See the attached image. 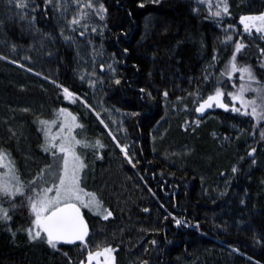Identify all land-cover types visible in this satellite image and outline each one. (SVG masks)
I'll list each match as a JSON object with an SVG mask.
<instances>
[{
    "label": "trees",
    "instance_id": "1",
    "mask_svg": "<svg viewBox=\"0 0 264 264\" xmlns=\"http://www.w3.org/2000/svg\"><path fill=\"white\" fill-rule=\"evenodd\" d=\"M95 3L104 4L106 20L88 41L118 62L115 78L121 80L120 85L113 83V78L106 80L101 86L102 99L127 115L139 113L129 115L125 124L134 143V162L129 165L119 153L110 154L101 139L88 136L87 93L75 76V53L63 40L52 6H47L45 13L44 1H40L38 11H24L29 19L36 16L31 28L13 14L5 22L9 39L25 49L39 50L45 45L49 52L45 70L39 72L50 88L47 109L54 108L50 111L54 118L53 114L64 108L84 126L75 135L92 146L77 149L82 157L89 155V170H83L81 186L93 191L112 216L104 220L90 210L87 216L88 210L81 208L93 233L89 247L59 243L53 249L46 240L29 241L25 229L30 218L23 206L10 210L11 221H0V264H80L86 261L87 251H102L105 246L113 249L116 264H264L261 133L223 108L202 127L181 129V124L193 117L197 101L214 93L217 80L222 81V89L226 87L225 78L218 75L221 71L212 76L209 71L220 40L216 26L195 15L190 0ZM232 4L241 16L264 12V0H232ZM64 87L72 97H65ZM32 124L43 138L38 119ZM230 135L234 138L223 143V136ZM97 140L103 147L95 145ZM36 148L47 155L41 145ZM252 148L256 149V166L253 159H247ZM114 155L120 163L108 158ZM19 174L27 184L29 180ZM21 199L17 197V201ZM92 218L102 221L107 230L92 232ZM176 220H181V225L177 226Z\"/></svg>",
    "mask_w": 264,
    "mask_h": 264
},
{
    "label": "snow or ice",
    "instance_id": "2",
    "mask_svg": "<svg viewBox=\"0 0 264 264\" xmlns=\"http://www.w3.org/2000/svg\"><path fill=\"white\" fill-rule=\"evenodd\" d=\"M15 8L22 10L17 13L21 19L26 20L29 27H34L36 16L32 15L29 19L28 15L23 11L30 9L31 12L39 10L35 0H8ZM155 2V0H153ZM69 3L76 5V12L71 19H67ZM199 5L207 6V16L209 18H220L229 14V5L227 0H217L213 5L212 0H198ZM45 13H47V6L51 5L54 11L60 13V19L66 20L68 31L75 33L78 30L80 36H84L88 31L93 17H97L100 21L106 20L107 9L103 3L98 6L95 0H44ZM139 7H144L143 3ZM89 10V11H86ZM240 24L243 25V30L249 36L256 34L258 38L264 39V12L257 15H242L240 17ZM106 26V25H105ZM231 27V26H230ZM91 32H97L95 26L91 27ZM61 35L66 40L71 39L70 36H65L64 29L61 30ZM227 41H232V36L226 37ZM241 40L235 41L234 50L230 56L229 61L225 64L224 70L221 71V77H227L232 80L233 76L239 73V80L241 83L236 88L235 92L229 91L227 95L230 97L232 107L224 103L223 97L225 92L222 90V81L217 80V85L214 93L207 95L203 102H199V106L195 108L196 112L201 114L213 105L223 108L225 111L231 110L233 113H238L245 117H251L257 124L264 121V82L257 79L253 68L248 64H239L237 62V55L247 46ZM89 43H91L89 41ZM15 46L13 45V49ZM127 50H125L126 52ZM260 55L264 57V48H260ZM0 59H6L0 56ZM217 59L213 56V60ZM94 62V61H93ZM105 65H100V70H104ZM108 69L113 73L112 82L116 85L121 84V80L115 78L116 69L112 68L111 64L107 65ZM264 68V63L260 64ZM83 80L84 77L81 76ZM209 76L206 74L204 80L207 81ZM55 83V82H53ZM57 87H62L57 84ZM90 87H94L93 82H89ZM145 89L141 88L140 92L145 93ZM65 97H72L73 93L67 87L63 88ZM247 93H252L254 96L248 97ZM151 97V93L147 94ZM167 97L168 93L163 94ZM192 95V93H190ZM239 105L236 107L235 105ZM86 107L91 108L86 104ZM24 111H28L24 109ZM116 111H119L118 109ZM97 119L101 124L107 128L108 125L100 114L96 113ZM129 115H139L137 112ZM53 119H38L39 131L42 133L43 142L41 150L51 157L52 162L47 164L45 168L39 170L37 175L30 179L27 184L23 182L20 177L19 170L12 159L11 154L5 149H0V221L5 223L11 221L10 210L26 206L30 210L32 217L30 226L25 229L30 242L36 240H46V243L56 248L57 244H76L77 242L87 249L89 247L87 237L89 236V226L84 216L81 213V208H87L93 211L95 215L101 216L104 220H108L112 216L110 210L104 209L102 202L93 192H86L82 185L81 173L87 167L82 154L77 151L78 148H87L90 145L86 138L77 139L74 134L76 129H83V125L78 122L77 117L72 115L66 109L61 108L53 114ZM53 128H58V131L52 132ZM15 134V133H14ZM109 135H113L109 132ZM261 138L264 139V131L261 132ZM113 140L116 137L113 135ZM95 145L103 147L99 140L95 141ZM117 147L124 153L125 159L129 164L133 161L126 151L127 145L121 146L117 142ZM256 152L252 148L248 152V156H253ZM255 164V159L252 160ZM134 166V165H133ZM237 169L232 168L235 173ZM17 197H21L17 201ZM4 203L9 206L4 207ZM243 203V201H242ZM147 211V209H145ZM181 220H176V225H181ZM197 228L199 225L196 226ZM11 231V229H9ZM15 233H13V237ZM155 244V241L151 242ZM113 249L110 246H105L102 251L95 252L87 251L86 261L82 260L80 264H114V257L112 256ZM103 257V261H101ZM143 264H147L144 261Z\"/></svg>",
    "mask_w": 264,
    "mask_h": 264
},
{
    "label": "rangeland",
    "instance_id": "3",
    "mask_svg": "<svg viewBox=\"0 0 264 264\" xmlns=\"http://www.w3.org/2000/svg\"><path fill=\"white\" fill-rule=\"evenodd\" d=\"M40 1L44 0H35L36 5ZM158 1L160 0H155V2ZM190 1H192L195 6L194 14L196 16H204L211 20L220 34V40L214 54L217 59L212 60L209 69V71H211V76L214 75L216 71L224 70V66L229 61L234 50L235 41L241 40L243 37L242 42L247 45L245 47L246 51L244 48L242 52L237 55V62L239 64L251 65L257 79L264 82V68L260 67V64L264 63V57L260 55L259 51L260 48H264V39L258 38L256 34L249 36L244 32L243 25L240 24L241 15L236 13L235 8H233L232 0H227L229 14L220 18H209L207 16L208 10L206 5H199L198 0ZM149 2L153 3V0H149ZM216 2L217 0H212L213 5H215ZM96 4L98 6L99 3ZM26 10L30 11V9H25L23 11ZM21 11L22 10L15 8L9 3L8 0H0V56L6 57V59H0V148L7 150V152L11 154L19 172L26 179L30 180L40 168H45V166L49 164L47 155L42 154L40 149L38 150L36 148L38 145L42 144L43 138H40L38 135L37 129L36 127L34 128L32 121L35 119H53L50 111L54 108L51 106V108H53L52 110L47 109L48 104L51 105L50 99L46 98L48 93H50V88L47 86V82L39 75L40 71L45 70L46 61L49 58L47 48L43 45L39 50L36 48L25 49L13 43L5 30V22L9 20L13 14H17ZM75 12L76 5L69 3L68 12L66 13L67 19H71ZM55 15L60 32L64 29L65 36L71 37V39L66 40L63 36V40L75 53V76L87 93V102H84V104L91 106V108L88 107L90 115L87 121V134L91 138L101 139L102 143L109 148L110 154L117 152L125 159L124 153L117 147V142H119L121 146L127 145L129 135L126 131L125 124L129 121L130 117H128L129 115H127L125 111H116L117 109H113L106 105L101 96V86L106 80L113 78V73L108 69L107 65L111 64L112 68L116 69L117 72L118 62L112 56L106 55L99 50L95 44H90L88 41L89 35L93 34V32H91V27L95 26L98 30L102 27L104 21H100L97 17H93L88 31L85 32L84 36H80V30L75 33L68 31L66 20L60 19V13L58 11H55ZM229 35L233 37L232 41L226 40V37ZM13 45L15 46L14 49ZM101 64L105 65L103 71L100 70ZM81 76L84 77L83 80ZM224 78L226 87L222 89L225 92L223 101L228 105L230 104L229 108H231L232 102L227 93L229 91L235 92L236 88H233L232 85L236 84L238 87L241 81L239 80V73L235 74L232 80H228L226 76ZM89 82H93L95 86L90 87ZM246 96L252 97L254 94L247 93ZM79 100L83 102L81 98ZM198 106L199 103L197 102L193 108V117L185 120L181 124V129L186 121H193L196 118H199L200 122L197 127H193H202L208 123V119L214 116L217 109H221L213 105L212 108L206 109L204 113L201 114L195 111V108ZM235 106L239 107L238 104ZM24 109L28 111H24ZM96 113L100 114L101 119L108 125L107 128L97 119ZM236 115L247 120L249 122L248 126H250L252 130L260 133L264 131V121L257 124L251 117L233 113V116ZM201 116H204V118H201ZM56 131H58V128L52 129V132ZM109 132L116 137V140H113V135H109ZM223 137V143L234 138L231 135ZM127 149L128 148H126V151L132 159V152ZM249 151L251 150L247 151V156ZM114 156H108V158L111 159V157H113L116 164L120 163L116 156ZM256 156L255 152L251 159H255L257 163L258 160ZM83 157L87 164L88 172L89 155H83ZM125 160L128 162L127 159ZM132 161H134V159ZM256 163L253 165L256 166ZM82 173L81 177L83 178L85 175L82 176ZM92 188L94 191H97L96 186ZM100 194L104 197L102 193ZM23 207L29 214L31 221L32 217L30 215V210L26 206ZM87 210L88 212L86 214L89 216V209ZM91 225L93 228L92 232H105L107 230L102 221H98L95 218H92ZM92 234L93 233L90 235L91 237Z\"/></svg>",
    "mask_w": 264,
    "mask_h": 264
},
{
    "label": "water",
    "instance_id": "4",
    "mask_svg": "<svg viewBox=\"0 0 264 264\" xmlns=\"http://www.w3.org/2000/svg\"><path fill=\"white\" fill-rule=\"evenodd\" d=\"M199 122H200V119L199 118H196V119H194L193 121H186L183 125H182V130L183 131H186V129H190L191 127H197L198 126V124H199ZM89 238H90V229H89V236L87 237V241L89 240ZM60 244H64V243H60ZM64 245H80V243L79 242H77L76 244H64ZM112 254H113V252H112Z\"/></svg>",
    "mask_w": 264,
    "mask_h": 264
},
{
    "label": "flooded vegetation",
    "instance_id": "5",
    "mask_svg": "<svg viewBox=\"0 0 264 264\" xmlns=\"http://www.w3.org/2000/svg\"><path fill=\"white\" fill-rule=\"evenodd\" d=\"M204 118V116H201V118ZM192 128H194V127H192ZM200 128V127H199ZM141 142V141H140ZM133 140H132V138H131V136H128V143H127V150H129V151H131L132 152V146H133ZM139 145H140V143H139ZM252 158V156H247V159H251ZM134 162V161H133ZM129 165H132V164H129ZM148 168V166H146V169ZM146 178H148L147 176H146ZM152 183L153 184H156L157 183V181H155L156 180V178H155V176H153L152 175ZM112 256H113V254H112ZM101 259V261H103V257H101L100 258ZM114 264H116V261L114 260Z\"/></svg>",
    "mask_w": 264,
    "mask_h": 264
}]
</instances>
